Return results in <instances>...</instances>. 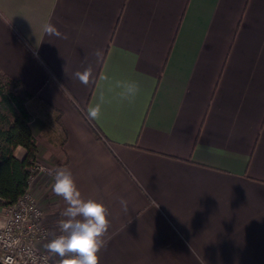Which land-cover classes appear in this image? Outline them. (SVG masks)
I'll return each instance as SVG.
<instances>
[{
  "label": "crops",
  "instance_id": "0c3cea01",
  "mask_svg": "<svg viewBox=\"0 0 264 264\" xmlns=\"http://www.w3.org/2000/svg\"><path fill=\"white\" fill-rule=\"evenodd\" d=\"M0 71L33 96L38 163L107 207L99 264H264V0H0ZM53 183H30L44 250L67 207Z\"/></svg>",
  "mask_w": 264,
  "mask_h": 264
},
{
  "label": "clouds",
  "instance_id": "9594fccd",
  "mask_svg": "<svg viewBox=\"0 0 264 264\" xmlns=\"http://www.w3.org/2000/svg\"><path fill=\"white\" fill-rule=\"evenodd\" d=\"M42 28L43 32L49 36L68 38L51 23H45ZM94 55L99 63L102 61L104 53L98 49ZM74 78L86 86L93 84L95 82L93 68L88 66L83 71H76ZM104 79L108 80V77L105 76ZM117 86L124 88L120 96L125 99L134 98L140 91L135 82H118ZM103 102L104 97L101 95L98 103L88 107L87 118L89 120L100 118ZM42 171L53 176L52 191L56 196L62 197L67 205L61 212L63 219L58 222L61 234L56 235L45 244V249L52 256L60 258L59 264H99V253L105 247L103 237L110 227L107 207L95 199H84L68 168L60 167L54 171L42 169ZM120 203L127 211V201L121 199Z\"/></svg>",
  "mask_w": 264,
  "mask_h": 264
},
{
  "label": "trees",
  "instance_id": "16d2710c",
  "mask_svg": "<svg viewBox=\"0 0 264 264\" xmlns=\"http://www.w3.org/2000/svg\"><path fill=\"white\" fill-rule=\"evenodd\" d=\"M32 97L21 79L0 71V206L16 203L28 191L39 164L37 141L30 128L32 115L27 107ZM18 146L26 150L22 159L14 154Z\"/></svg>",
  "mask_w": 264,
  "mask_h": 264
},
{
  "label": "built area",
  "instance_id": "2783aa9c",
  "mask_svg": "<svg viewBox=\"0 0 264 264\" xmlns=\"http://www.w3.org/2000/svg\"><path fill=\"white\" fill-rule=\"evenodd\" d=\"M42 169H46L42 164L35 166L30 183L43 172ZM47 235L44 211L30 190V185L16 203L0 206L1 264H57L39 246Z\"/></svg>",
  "mask_w": 264,
  "mask_h": 264
}]
</instances>
